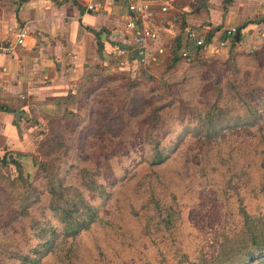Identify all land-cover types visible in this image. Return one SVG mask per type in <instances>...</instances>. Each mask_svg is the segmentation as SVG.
<instances>
[{"label":"rangeland","instance_id":"rangeland-1","mask_svg":"<svg viewBox=\"0 0 264 264\" xmlns=\"http://www.w3.org/2000/svg\"><path fill=\"white\" fill-rule=\"evenodd\" d=\"M171 55L152 67L104 68L79 86L71 111L37 132L30 152L8 156L18 166L0 163V264H14L7 259L12 252L36 246L33 220L59 226L46 206L53 173L99 208L100 220L77 239L73 264H177L183 253L195 257L211 242L213 223L240 230V200L250 216L264 215V107L247 127L221 123L210 140L199 137L198 122L214 102L225 113L229 107L241 113L236 92L244 97L263 88L264 42L243 41L228 55L189 62L172 63ZM155 142L166 158L150 165ZM87 172L108 195L86 190ZM150 192L173 205L180 221L168 229L149 221ZM26 193V212L18 216L14 202Z\"/></svg>","mask_w":264,"mask_h":264},{"label":"crops","instance_id":"crops-1","mask_svg":"<svg viewBox=\"0 0 264 264\" xmlns=\"http://www.w3.org/2000/svg\"><path fill=\"white\" fill-rule=\"evenodd\" d=\"M0 0V156L33 149L39 130L52 118L73 109L79 86L108 67L154 66L197 57L228 55L243 41L264 42V0H147L155 12L146 63L134 51L128 26V0ZM162 9H165L164 11ZM26 26L25 43L16 46L11 30ZM239 29L235 43L225 35ZM191 29L205 46L185 44ZM224 41V46L219 44ZM184 44L188 58H182ZM217 46L213 54L210 46ZM120 50V51H119ZM122 50V52H121ZM170 60V61H171Z\"/></svg>","mask_w":264,"mask_h":264},{"label":"trees","instance_id":"trees-1","mask_svg":"<svg viewBox=\"0 0 264 264\" xmlns=\"http://www.w3.org/2000/svg\"><path fill=\"white\" fill-rule=\"evenodd\" d=\"M225 2L228 3L230 0H225ZM237 33H239V29H237ZM233 41L236 42L235 37ZM93 82H85L83 86L87 87ZM262 91L264 93V86L263 88L257 86V88L250 89L244 97H241L238 91L236 92L240 99V106H242L241 113H233V107H229L230 112L225 113L224 107L219 108L215 102L211 104L207 111L198 117L199 126L202 130L199 137L210 140L218 131V126L221 123L224 125L239 123L247 127L253 121L259 120L261 108L264 107V99L260 97ZM199 137L195 139L200 141L202 138ZM204 142L205 140L202 141V143ZM151 151L154 156L150 160V165H157L166 158L156 142L151 147ZM9 155L11 153H5L0 158V163L18 166V161L10 159ZM43 170H47L46 166ZM83 180L89 193L96 195L95 192L97 191L101 197L108 195L90 172L83 174ZM47 187L49 198L46 206L56 218L59 226H52L47 222L39 224L38 221L33 220L31 228L36 239H38L37 244L34 247L30 245L27 252L22 250L12 252L7 259H13L14 264H43L42 257L45 255L54 256L59 264H73L78 259V237L83 232L88 231L98 219L100 220L99 208L91 203V197L86 198L81 187L65 186L57 178L56 173L47 176ZM26 202H28V193L14 202L16 205L15 212L18 216L25 214L26 210L23 203ZM146 205L154 206L153 215L149 217V221L157 219L158 224L164 225L166 229L172 227L175 221H180V217L173 211L174 206L169 203L164 204L162 199L156 197L152 192L149 193L147 201L144 203V206ZM161 207H164L165 210L162 211ZM239 211L242 215L240 230L232 228L227 231L226 224L223 225L220 221L217 224L213 223L211 242L209 244L204 242L201 246L202 252L195 257L183 253L176 260L177 264H264V215L253 214L254 217L250 216L245 211V205L241 200L239 201ZM2 247L6 248L4 245ZM176 256L177 253H175V259Z\"/></svg>","mask_w":264,"mask_h":264},{"label":"built area","instance_id":"built-area-1","mask_svg":"<svg viewBox=\"0 0 264 264\" xmlns=\"http://www.w3.org/2000/svg\"><path fill=\"white\" fill-rule=\"evenodd\" d=\"M98 1H102V0H91V3L88 5V9L92 10L96 8V6L98 5ZM127 9L131 16L128 26L134 31V37H133V43L135 45L134 51L139 57L140 62L142 64H145L149 44L155 38V33L150 28L155 17V12L153 7L147 3V0H128ZM162 10L164 11L165 9ZM11 32L13 34L16 46L23 45L29 35V31L26 26H22L15 30H11ZM236 33H237V29L234 27L231 29H227L225 31V35L230 39L231 43H234L233 40ZM187 43L193 44L195 47L199 48L205 46V39L199 36L195 30L191 29L186 33L185 44ZM185 44L184 47L182 46L180 49L181 51L180 55L182 58L189 57L188 51L186 49L187 47ZM209 46H210L209 49L213 54L218 53L217 46H212V45ZM219 46L223 47L224 41H222L219 44ZM0 50L5 52V51H9V48L5 47L0 41Z\"/></svg>","mask_w":264,"mask_h":264},{"label":"water","instance_id":"water-1","mask_svg":"<svg viewBox=\"0 0 264 264\" xmlns=\"http://www.w3.org/2000/svg\"><path fill=\"white\" fill-rule=\"evenodd\" d=\"M238 38H239V33H236L235 40H238Z\"/></svg>","mask_w":264,"mask_h":264}]
</instances>
